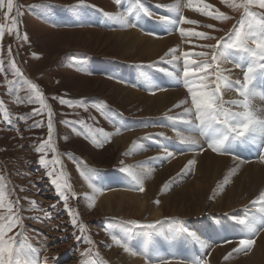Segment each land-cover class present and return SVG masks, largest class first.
I'll use <instances>...</instances> for the list:
<instances>
[{
  "label": "rangeland",
  "instance_id": "obj_1",
  "mask_svg": "<svg viewBox=\"0 0 264 264\" xmlns=\"http://www.w3.org/2000/svg\"><path fill=\"white\" fill-rule=\"evenodd\" d=\"M230 2L231 0H206L202 2L203 4L211 5L208 11L215 12L219 10L230 17V19L225 21L214 20L210 16H204L199 12L195 13L192 9L190 13L195 15V17L189 16L188 12L186 17L185 7L182 8L181 14L186 19L197 21V24L191 25V27L193 26L191 28L192 30L207 32L217 38L225 37L226 39L227 33H229L234 25H237L244 11L243 9L229 7ZM236 2L239 3L240 0H236ZM77 3L78 0H14L13 12L7 20L4 18L6 9H0V25L6 26L4 35L0 38V60L4 64V71L0 72V100L4 101V107L10 113V119L13 121L12 124L4 123L3 114L0 112V176L5 177V183L11 192L8 199L11 201L19 199L21 208L20 215L23 217L22 223L24 225L23 229L17 226L9 235L23 231L32 246L38 250L41 264H43L45 257L47 258L46 264H82L85 257L81 256V252L89 247H92L94 253L99 254L98 256L89 257V259L102 260L104 264H113L106 255L111 251V244H114L111 238L114 234L111 232V227L117 224L122 226V230L117 235L125 236L135 249H141L143 245V230L131 228L128 221L142 220V222L140 221L141 223H148L151 219L141 218L139 220V218L123 217L121 215L101 216L97 211L98 202V204H94L88 200L79 199V195L74 196L73 186H82L86 182L80 175L81 171L87 168L96 169L98 170L100 180H104V183H109L112 181V175H115L117 178H124L126 173L122 172L121 168L129 164L125 160L127 153L123 152L122 149H115V142L112 136L108 142L103 143L99 147L95 146L91 142L84 127L79 123L82 120L89 127L102 128L111 134L116 133L117 127H121L123 129L119 132L121 136L126 134H139L144 130L147 132L136 135L133 137L135 139L132 138L133 141L140 143V147L137 149V146L134 145L133 148L132 143H130V149L133 148L135 150V154L133 153L135 160L131 161L129 165L134 167V169H139V166L145 162L146 164L143 165L151 170V174L148 176L150 184H157L155 187L160 190L162 188L159 187L162 184L163 187L167 184V188L165 187L163 193L161 192L162 195H159L160 200L166 199L172 203L176 199L177 201L175 200V203H177L174 208H177V211L183 205V210L182 212L180 211L181 215H179L181 217L170 216L171 211L169 210L166 212L168 216L163 217V219H168L164 222V225L169 226L172 231L173 238L171 235V243L173 240L175 242L172 244L170 242V244H164L159 240L160 246L157 247V243L155 246L160 249V254L158 253L160 256L170 258L174 264H180L178 261L191 260L194 257L203 258L208 262L209 256L214 251L224 250V252H220L221 255L217 260L219 264L226 263L224 257L233 248L237 247L239 242L232 240L223 222L226 218L260 217L261 213L257 210L259 206H253L251 204V201L256 196L248 200V204L239 205L235 210L233 208L230 209L229 213L213 212L210 211L212 206L218 205L217 207H219L224 202L219 197L211 201L212 195L210 193H214V189L209 190L210 182L202 183L204 184L202 195H205V199L203 198L205 207L201 212H204L199 214V216L193 215V212L197 208L195 203L198 198L195 195L197 194V192L195 193L197 188L194 185L201 187L200 182L204 178L202 175H198L200 152L189 150L176 137V130L183 131L186 126L177 122L176 129L172 127V121L168 119V116L176 114L167 113L165 117V115L157 114L158 111L156 110L152 114L142 115L144 111L143 107L138 106L139 104L136 101H131L130 97H125L126 92L118 87L120 85L124 88L126 87V89L142 92L141 94L144 96L150 97L154 95L148 92V87L146 86L148 83L144 75H142V71L137 67L139 64L132 61L134 57L132 56L133 53L126 55L127 57L124 58L120 57L117 38L111 35V33L123 32V28L118 24L108 21L104 13L122 12L120 8L121 4L118 5L116 0H83L85 6L76 9L73 6ZM155 3V7L152 5L151 9L154 16L145 17L139 14L138 18L134 17L132 19L138 26L130 29L135 30L143 36H147V31L153 32L155 26L158 28L162 26L163 33H158L159 36L169 35V32L173 31L171 26L162 25L157 20L158 17L163 15L165 7H163L164 4L160 3V5H157L159 3ZM17 10L21 13L18 17L17 28L15 31L9 33L7 29L12 26L11 17L16 16ZM254 12L264 13V9H259ZM85 14L96 16L100 20V24H83L81 15ZM175 15L170 17L175 18ZM208 24H212L214 27H206L205 25ZM17 33H19V37ZM100 33H104L105 35ZM25 34L28 37L27 40L23 39ZM172 34L180 42L174 48H182L181 52H194L195 50V52L208 51L195 45L215 43L213 40L187 39L181 37L180 34ZM9 48L11 49V55H9ZM169 49H171V46ZM181 52L179 51V54ZM239 56L240 54H237L230 56V58H238ZM167 59L165 60L167 61ZM11 61H15L16 66L21 69L23 77H16L12 74V69L9 67ZM155 61L144 64L155 65L152 66V70H146L153 71L154 75L156 74L155 76L153 75L155 82L157 84L163 82L167 86L166 88L170 90H183L184 97L190 101L187 89L181 83H177L173 78L167 76L165 72L160 71L161 68L172 70L171 67H167V62H162L161 59L156 63ZM223 64H227L225 69L234 67L232 63L224 62ZM232 72L230 70V72H226L225 74L231 75L234 73ZM257 78L259 79V77ZM9 80L14 81L11 92H9L7 84ZM28 82L37 85L43 93L47 105L53 111L55 126L53 145L56 151L46 150V159L51 160L54 156H58L62 161V165L55 166L56 172L59 173L63 170L69 183H72V190L70 192L66 190V194H69L68 206L78 214V225L83 224L85 226L86 230L83 234L80 233L77 226L72 225V217L65 210L64 201L60 199L55 186L51 184L50 178L47 176V171L51 169H45L38 163L40 156L44 155V153L36 152L35 147L43 140H47L48 110L45 108L41 114L31 115L34 110L40 109L41 105L38 102L28 103L30 98L34 99ZM254 83L257 87L258 94L261 93L260 96L264 98V81L259 79L258 81L255 80ZM230 92L225 93V99L237 98L233 94V91ZM61 97L73 101V105L61 104L59 102V98ZM81 101L86 103V110L83 107L76 106ZM98 104L104 106L108 117H111V119L106 118L103 113L97 110L96 105ZM21 116L28 117V119H19ZM64 121H71L73 123L72 125H68ZM143 121L147 124L141 127ZM36 122L42 123L39 127H32ZM153 129L158 133L152 134ZM148 137L151 138L149 139ZM166 140L167 143H165ZM201 144L205 150H209L215 156H232L235 157L234 160L242 161V165L238 167H233L232 163L226 164L228 166L226 171L231 173L232 169H236L235 174H231V179L233 177L236 178L244 170L245 175L249 174L251 168L247 170L245 166L250 165L252 162L264 165V158H262V155L256 148L239 147L238 150L247 154V157L242 159L239 155L235 156L237 152L234 151L235 148L231 154L221 155L207 149V145L203 139H201ZM165 149L173 152V157L167 160L157 159L156 157L163 156ZM142 155L145 156L142 158L144 161L141 159V163L140 159L137 160V156ZM180 157H185L183 167H178L174 173L168 172V167L173 163L178 164L177 160L181 159ZM189 160H195V164L191 166L193 170L182 171ZM77 162H82V165ZM193 181L197 182L192 184ZM115 184L112 190L106 191L107 194L112 193L114 190V192H118L119 190L123 192L122 190H124L125 192L136 195H143V198L147 199V192L136 190L134 182L131 179L126 181L125 184L129 186L125 188L117 187ZM187 184L192 185L188 188L185 186ZM232 184L233 181L226 182L224 184L225 189L230 190ZM128 187L133 189L130 190ZM180 188L183 191H179L181 190ZM29 201H35V206L31 205ZM218 201L219 204L216 203ZM154 204L156 207H160V203ZM53 205H55L54 208L52 207ZM168 208L172 209V206L170 205ZM3 211L0 210V212ZM190 211L191 213H189ZM45 212L50 215V219L45 218ZM30 217H39V219H31ZM171 217L172 219H169ZM174 219L183 221L186 227L195 230L207 242L208 247L206 249L210 254H205L203 252L204 249L199 248L200 246L192 239L176 232L178 225L171 223ZM118 220H120V223H123H118ZM155 220L152 219L151 221L154 222ZM234 222L236 223L235 219ZM190 225H193L194 228ZM213 227L218 231L215 232ZM263 232L260 231L254 237L255 243ZM81 235L91 239L94 242L93 245L83 242V239L78 241L76 237ZM158 235L161 238L162 234L160 232H158ZM255 246L256 244L246 253H233L230 257L237 260L234 264H241V262L245 264H250L251 262L253 264V259H257L255 254L252 260H250L251 258L243 260V258L248 257L253 252L252 250H254ZM262 248H264V244H260L259 249ZM123 256H125L124 251ZM136 257L144 262L141 256L137 255ZM185 263L187 264V262Z\"/></svg>",
  "mask_w": 264,
  "mask_h": 264
},
{
  "label": "snow or ice",
  "instance_id": "obj_2",
  "mask_svg": "<svg viewBox=\"0 0 264 264\" xmlns=\"http://www.w3.org/2000/svg\"><path fill=\"white\" fill-rule=\"evenodd\" d=\"M196 2L199 3V0H196ZM116 3L120 5L121 0H116ZM193 3L194 0H188L189 7ZM83 6H85L83 0H78V3L73 7L79 9ZM163 7L169 13H175L176 15L175 18H171L169 15L158 17L157 19L162 25L171 26L173 31H178L181 37L187 39L195 38L198 40L215 41L212 44L195 45L208 51H184L178 55V49L171 48L165 53V57H171L166 62L171 66L172 70L161 68L160 71L165 72L167 76L173 78L177 83H181L187 89V93L190 96V101L182 99L178 104L174 105L175 108L187 105L183 107L180 113L168 116V119L172 121L174 129H176L177 122L186 126L183 131L176 130L175 132L179 142L189 150L203 152L205 151L204 146L201 144V139H203L207 145V149L221 155L231 154L235 147L256 148L262 155V158H264V109L258 108L253 103V99L257 96V87L254 85V81L258 76L261 80H264V13L251 10L253 7L264 9V0H240L239 3L236 0H231L229 7L243 9L244 11L237 25H234L229 33H227L226 39L225 37L217 38L207 32L181 27L180 25L197 24V21L186 19L181 14V10L184 7L181 0H175L174 3L164 5ZM13 8L14 0H6V2L5 0H0V9H6L5 20L11 16ZM210 8L211 5L203 4V6H197L194 10L204 16H210L214 20L225 21L230 19L229 16L219 10L215 12L208 11ZM20 14L19 10H17L16 16L11 17L12 26L7 29L9 33L16 30ZM133 14H142L147 17L154 16V13L146 6L145 0H135L133 12L125 10L123 12L104 13L108 21L118 24L122 28H134L138 26L137 23L130 19ZM205 26L208 28L214 27L212 24ZM5 27V25H0V38L4 35ZM17 36L19 37V33H17ZM23 39H28L26 34ZM232 52H238L240 56L229 59ZM9 55H11L10 48ZM165 57H161L160 59L163 61ZM224 62L232 63L235 68L242 69V80L239 78L233 80L231 76L226 75L225 73L230 72V69L222 67ZM152 66L155 65H149V67ZM9 67L12 69L14 76L23 77V72L16 66L15 61H11ZM141 67L144 66L141 65ZM3 71L4 64L0 60V72ZM145 80L150 88H158L147 77H145ZM28 83L34 97V99L30 98L28 103L38 102L41 105V108L34 110L31 115H39L45 108L48 110L47 140H43L35 147L36 152L44 153V155L40 156L38 163L45 169H51L47 171V176L50 178L51 184L55 186L60 199L64 201V208L72 217V225L77 226L80 233L83 234L86 230L85 226L83 224L78 225V214L68 206L69 194H66V190L70 192L72 186L63 170L59 173L56 172L55 166L62 165V161L58 156H54L51 160L46 159V150L56 151L53 145L55 127L53 111L47 105L43 93L37 85ZM7 84L9 92H11L14 81L9 80ZM228 91H234L237 98L225 99V93ZM59 102L69 106L73 105V101L62 97L59 98ZM76 106L83 107L85 110L87 109L84 101H81ZM96 108L106 118L111 119V117H108L103 105L98 104ZM0 112L3 114L4 123H13L12 119H10V113L4 107L3 100H0ZM19 119L26 120L28 117L21 116ZM41 123L36 122L32 127H39ZM64 123L72 125L73 122L64 121ZM79 123L84 127L95 146L99 147L111 139L112 134L106 132L104 129L89 127L82 120ZM122 130L121 127H117L116 133ZM148 138L150 139L151 137ZM173 155V152L165 149L163 156L156 158L167 160L172 158ZM77 163L82 165V162ZM194 164L195 160H189L182 171L190 170ZM121 171L131 178L136 190L144 191L143 182L146 176L151 174V170L140 165L138 171L133 170L129 166L121 168ZM235 172L236 169L231 170V174H235ZM80 175L88 183V187L92 189L93 193L102 192L103 186L96 182L99 178L98 170L87 168L81 171ZM225 182H227V177L225 178ZM165 187H167V184ZM10 194L11 192L5 183V177L0 176V210H4L0 212V264H41L38 250L32 246L23 231L9 235L17 226L21 229L24 227L22 223L23 217L20 215L19 199L15 201L9 200L8 196ZM87 199L94 203L95 197L87 196ZM29 203L33 206L36 204L35 201H29ZM155 203L159 204L160 201L157 200ZM251 204L259 206L257 210L261 213V216L234 217L236 223L243 226L247 231L248 238L241 239L237 247L233 248L224 257L225 260L229 259L233 253H246L254 246V237L260 231H264V191H261L251 201ZM52 207L54 208L55 205ZM30 218L39 219V217ZM45 218L50 219V215L47 212H45ZM128 223L131 228L143 230V245L141 249H135L125 237L113 234L111 238L115 245L122 248L125 253L141 256L144 259V264H174L173 260L160 256L158 254L160 249L155 246L161 239L158 235V226L163 224L164 221L157 219L154 222L141 223L140 221L132 220ZM171 223L179 226L176 232L192 239L201 249L208 247L207 242L195 230L186 227L183 221L174 219ZM76 239L78 241L83 239V242L89 245H93L94 243L83 235L77 236ZM164 239L167 240V237ZM98 255V253L93 252L92 247L86 248L81 252V256L85 257L82 264H104L102 260L89 259V257ZM46 261L47 258L45 257L43 264H46ZM189 264H208V262L203 258L194 257L189 261Z\"/></svg>",
  "mask_w": 264,
  "mask_h": 264
},
{
  "label": "bare ground",
  "instance_id": "obj_3",
  "mask_svg": "<svg viewBox=\"0 0 264 264\" xmlns=\"http://www.w3.org/2000/svg\"><path fill=\"white\" fill-rule=\"evenodd\" d=\"M154 1L159 3L157 5H160V3L161 4H164V5H168L170 3H174L175 2V0H145V4L148 6V8L150 10L152 9V5H154V4L156 5V3ZM205 1L206 0H199V3H197L196 0H194V3L192 4V6L189 7L188 6V0H182V3L184 5V7H185L184 11L186 12V17H187V12H188L189 16L195 17V15H192L190 13V10L191 9L194 10L197 6H202V4H203L202 2H205ZM155 5H154V7H155ZM120 8H121L122 12L125 11V10H127L129 12H133L134 11V8H135V1L134 0H123L121 2ZM161 8H162V6H161ZM196 12L197 11H195V13ZM156 14H160V13H156ZM174 14L175 13H169L166 8L163 11V15L172 16ZM134 17L135 18H138L139 17V14H133L130 17V19H133ZM81 19L84 22L83 24H86V23H91V24L92 23L93 24H97L98 23V25L100 24V22H99L100 20L97 19V17L94 16V15H90V14L81 15ZM148 25H150V24H148ZM141 26H142V24H141ZM180 26L181 27H185L187 29L193 28V26L191 27V25H189V24L180 25ZM119 29L122 30L120 27H119ZM143 33H145V32H143ZM172 33H174V35L175 34H179L178 31H176V32L175 31H170L169 32V35L159 36L158 33H153L151 31H147V36H149V37H147V36L140 35L138 32H136L135 30H132L130 28H123V32L120 31L119 33L118 32L117 33H111L112 36H114V37L117 38L120 57H123L124 58V57H127L126 55H129V54H132L133 53L132 56H134V57L132 58V61L134 63H136V64L137 63L139 64L137 67H139V70L142 71V75H144V77H147L148 80H150L154 85L158 86L157 89H152V88L149 87V85H146L148 87V92L149 93L151 92V94H153V91H154V95L149 97V96H144L143 94H141L142 92H138V91L131 90V89H126V87L124 88V87L118 85V87L121 90H124L126 92V95L127 96L125 95V97H127V98L130 97L131 98V101H136V103L139 104L138 106L143 107L144 111H143V114L142 115H144V116L145 115H149L150 113L152 114L153 112H155L157 110L158 111L157 114L165 115V117H166L167 113L178 114V113H180L183 110V107L184 106H187V105H184V106H181L180 108H175L174 105L178 104L180 100L186 99L184 97V95H183V92H182L183 90H181V89H179V90L178 89L177 90H174V89L173 90H170L169 88H166L167 86H165L163 84V82H161V83L158 82L159 84H157L155 82L154 78H153L154 72L153 71H146L148 69L149 70H152L151 69L152 67H149V65H151V64L144 65L145 63H153L156 59L157 60L155 61V63L158 62V60H160L161 57H165V53H167L169 51L170 46H171V48H174L175 45L177 46L178 43H180V42H178V40L176 38H174V36H173ZM100 34L105 35L104 33H100ZM158 36H159V38H158ZM177 49H179L180 52L182 51V48H177ZM179 51L177 52L178 55H179ZM230 56H229V59H231ZM167 58H165V59H167V60H170L171 59L170 56H168ZM162 62H166V60L165 61H162ZM141 64L144 67H141ZM226 66H227V64H222V67L223 68H226ZM108 67H107V69H108ZM167 67H171V66L169 64H167ZM110 69H112V68H110ZM229 69L234 72V73L232 72L233 74L229 75V76H231V78L233 80H235L237 78H239V79L242 80V78H243V70H240V69L235 68V67H229ZM165 79H166V77H165ZM259 79L257 78L256 81H258ZM162 80H163V78H162ZM254 85H255V83H254ZM172 86L174 87V85H172ZM157 91L158 92H161V93L158 94ZM233 94L236 97V93L234 91H233ZM260 94H258V90H257V96L253 99V103L258 108L264 109V98H262L263 96L261 97ZM262 95H263V93H262ZM259 97H260V99H259ZM146 124L147 123H145V121H143L142 124H141V127L142 126H145ZM165 124H166V122H165ZM166 131H167V129H166ZM152 132H153L152 134H157L158 133V132L155 131V129H153ZM142 133H147V132L144 130V131L140 132L139 134H126L124 136H121L120 133H114V134L111 135L112 138H113V140H114V142H115L114 143L115 149H117V150L118 149H122L123 152H126L127 153V155H126L127 158H125V160L129 164H130L131 161H134L135 160L133 158V153L135 151V150H133L134 145L137 146V149L140 147V143H138L137 141H133L132 138L135 137L136 135H140ZM133 139H135V138H133ZM154 139H155V137H154ZM164 139H166V138H164ZM130 143H132V146H133L132 149H130L131 146L129 147ZM165 143H167V140H166ZM131 150H133V151H131ZM152 154H153V152H152ZM144 156L145 155L137 156V160H139V159L141 160ZM199 156H200V162H199V167H198V170H199L198 175H200V176L202 175L204 179L200 182V186L201 187H199L198 185H194L200 191L199 192L197 189L195 191V193L197 192V194H195V195L198 198H197V202L195 203V205L197 206V208L193 212L194 213L193 214L194 216H199V214H201V213L204 212V211L201 212V210L205 207L204 206V204H205V202H204L205 195L204 194L202 195V190L204 189L203 188V185L204 184H202V183H207V182H210L211 183V185L209 186L210 187L209 190L212 189V188L214 189V193H210L212 195L211 201L218 199V197H219V199L221 198L223 200V202H224L223 205H221L219 207H217L218 205L217 206L214 205V206L211 207V210H210V211L219 212V213L220 212L221 213L222 212L223 213H229L230 212L229 210L232 209V208L235 210V209H237L239 207V205H243L245 203L248 204V200H250L251 198H254L255 196L257 197L258 194L261 191H264V165H262V164L260 165L259 163L252 162V163H250V165L248 164L247 166H245V169L247 168V170H248V168H251V172L249 174L245 175V173H244L245 170H244V172L242 171L238 175L236 174L237 175L236 178L233 177V179H231L232 178V177L230 178L231 173L228 172V171H226V168L228 169V166H226V164L228 165L229 163H232L233 164V167H238V166H241L242 165L241 164L242 161L240 162V161L234 160L235 157H232V156H224V157L223 156H215L209 150H205L202 153L200 152L199 153ZM225 157H227V158H225ZM184 159H185V157L184 158H181V159H178L177 160L178 164L173 163L170 167H168V169H169L168 172H173L174 173L177 170L178 167H180V166L183 167V165H184L183 160ZM142 160H141V163H142ZM143 164H146V163L143 162L142 163V166L147 168V166H145ZM130 166L131 165H129V167ZM132 168L134 169V167H132ZM192 168H190V170H193ZM134 170L138 171L139 169L137 168V169H134ZM148 176H146V178L144 179V182H143V187H144V191L143 192H147V195H146L147 196L146 197L147 199H144L143 198V195L142 196L141 195H136V194H133V193L125 192L124 190H122L123 192H120V190L118 192L117 191L114 192L115 191L114 190V191H112V193H108L107 194L106 191L112 190L113 189V186H114V183H116L115 185H117V187L120 186L121 188H125V187L129 186L128 184L127 185L125 184L127 180L131 179L130 177L127 176V174L124 176V178H117L115 175H112L111 180L114 183L112 181H110L109 183H104V180L101 181L100 178H98V180L96 182L98 184L102 185L103 186V190H104V191L102 190V192H100V193H93L92 192V189H90L88 187V183H86V182L82 186H77V185L75 186L74 185L73 186V191L75 193L74 196L76 197L77 195H79L78 198L79 199L82 198V200H88L87 199V196H94L95 197L94 204L97 203V202L99 203V204L97 203L98 204L97 211L101 214V216H104V215H118V216H120L121 215L123 217L124 216H127V217H131V218H139V220L141 218L142 219H148V220L149 219H151V220L152 219L153 220L159 219V220H162V221L165 222L168 219H166V218L163 219V217H167L168 216L166 214V212L168 210L171 211L170 216H173L174 217V216L181 215L180 214V211L182 212L183 205H181L180 209L177 211V208H174V207H176L175 204L177 203V202L175 203V200L176 199L174 197L173 198L175 200L172 203H171V201H167L166 199H165L166 201L164 199H161L160 200V198H159L160 196L159 195L161 194V192L163 193L165 187H163L162 186L163 184H162L161 187H159V188H162L161 190L160 189H156L155 186L157 184H155V185L154 184H150V182L148 181V178H149ZM226 177H227V182L233 181V184H232V187H231L230 190H226L225 187H224V184H226V182H225V178ZM196 182L197 181H193L192 184H194ZM145 184H146L147 187L145 186ZM192 184H187L185 186L189 188ZM71 185H72V183H71ZM132 189H130V190H132ZM179 191H183V190L181 189ZM100 196H102V197H100ZM154 197H155L156 200H159L160 201V207L159 208L156 207V205L154 204L155 201H156L154 199ZM162 200H164V201H162ZM216 203L219 204V201L216 202ZM216 203H214V204H216ZM170 205L172 206V209H169L168 208V207H170ZM189 213H191V211ZM179 217H181V216H179ZM182 217H184V216L182 215ZM169 219H172V217L169 218ZM182 219H184V218H182ZM151 220H150V222H153ZM119 221L120 220H118V223H120ZM140 221L142 222V220H140ZM121 223H123V222H121ZM123 225H126V224H123ZM193 225H190V226L194 228ZM120 230H122V226L121 225H118L117 224V225H112V227H111V232L114 233V234H116V235L120 233ZM158 232H160L162 234L161 235L160 242L162 241L164 244L165 243H169L170 237L172 235V231L170 230V227L164 225V223H163V224H161V225L158 226ZM219 232H218V234H219ZM121 236L122 237H125L123 235H121ZM165 237H167V240L164 239ZM255 244H256V246H255L254 250H252L253 252L250 253L248 255V257L243 258V260H246L247 258L248 259L251 258L250 260H252L253 257H254V254H255V256H256L257 259H253L254 260V262L252 261L253 264H264V248L259 249L260 244H264V232L262 233L261 236L258 237V240H257V242ZM111 245H112V246H110L111 247V251H110V253H107L106 256L112 261L113 264H144V262L141 261L140 258H138L136 256H133L130 253H125L124 252V255L126 257L123 256V250H122V248L117 247V245H114L113 243ZM158 246H160V243L159 242H157V247ZM137 250H139V249H137ZM221 251L224 252V250L214 251L212 253V255L209 256L208 264H219V261L217 260V258H219V256L221 255L220 254ZM203 252L205 254H208V255L210 254L207 249H204ZM159 254H160V252H159ZM259 260H261L262 262L259 261ZM175 261H177V260H175ZM236 261H237L236 259H233V258L230 257L229 259L226 260V263H224V264H234V262H236ZM178 262L180 264H183L186 261H178ZM239 263H240V260H239ZM241 264H245V263H242L241 262ZM250 264H251V262H250Z\"/></svg>",
  "mask_w": 264,
  "mask_h": 264
}]
</instances>
